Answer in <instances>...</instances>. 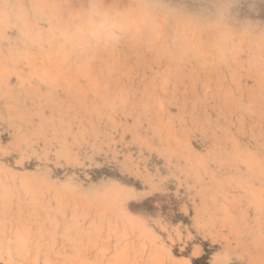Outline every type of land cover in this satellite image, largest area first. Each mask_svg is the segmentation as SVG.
Wrapping results in <instances>:
<instances>
[{
    "label": "rangeland",
    "instance_id": "rangeland-1",
    "mask_svg": "<svg viewBox=\"0 0 264 264\" xmlns=\"http://www.w3.org/2000/svg\"><path fill=\"white\" fill-rule=\"evenodd\" d=\"M264 264V0H0V264Z\"/></svg>",
    "mask_w": 264,
    "mask_h": 264
},
{
    "label": "snow or ice",
    "instance_id": "snow-or-ice-1",
    "mask_svg": "<svg viewBox=\"0 0 264 264\" xmlns=\"http://www.w3.org/2000/svg\"><path fill=\"white\" fill-rule=\"evenodd\" d=\"M206 264H211V261H206Z\"/></svg>",
    "mask_w": 264,
    "mask_h": 264
}]
</instances>
